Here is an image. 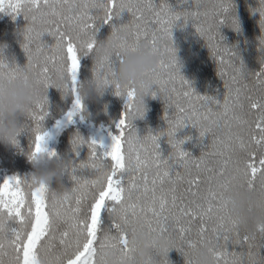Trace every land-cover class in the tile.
Returning <instances> with one entry per match:
<instances>
[{
    "label": "snow or ice",
    "instance_id": "obj_1",
    "mask_svg": "<svg viewBox=\"0 0 264 264\" xmlns=\"http://www.w3.org/2000/svg\"><path fill=\"white\" fill-rule=\"evenodd\" d=\"M190 10L174 11L161 0H0V12L23 15L28 21L21 45L27 66L47 88L53 77L64 81L73 102L56 129L84 119L78 94L80 57L95 49L99 25L120 18L127 11L128 38L119 48L146 41L160 55L157 68L148 74L156 91L166 97L174 109L165 119L166 133L140 137L128 120L136 100L133 86L122 88L111 70L122 59L107 66L95 65L92 72L116 96L124 97L125 108L115 122L117 134L109 132L111 143L95 139L71 140L78 156L87 145L88 158L73 164L69 176L73 187L62 197L49 195L44 184H35L28 176L12 175L0 182V264H96L98 248L118 246L129 251L127 223L143 217L150 231L171 234L180 243L177 251L208 244L214 264H264L259 250L264 235L241 232L225 213L221 192L236 180L252 189L264 190V63L249 73L236 52L222 41L220 28L228 25L239 31L233 0H193ZM262 35L258 49H264V0L256 8ZM183 20L191 22L207 42L222 79V100L197 94L181 77L172 59L173 27ZM115 28V24H112ZM48 34L55 43L45 44ZM19 66L0 59V77L14 75ZM49 116L48 98L29 112L32 141L28 159L39 154L57 156L48 148L52 133L44 128ZM198 126L201 138L210 137L206 151L196 158L177 139L176 131L186 125ZM168 136L172 154L162 157L159 139ZM18 146V140L14 141ZM88 169L91 176L78 175ZM107 210L110 230H102V214ZM264 234V228L260 229ZM229 243L233 250H229ZM239 250H236V248Z\"/></svg>",
    "mask_w": 264,
    "mask_h": 264
},
{
    "label": "trees",
    "instance_id": "obj_2",
    "mask_svg": "<svg viewBox=\"0 0 264 264\" xmlns=\"http://www.w3.org/2000/svg\"><path fill=\"white\" fill-rule=\"evenodd\" d=\"M166 2L174 11L190 10L194 7L193 0H166ZM154 3L159 6L161 0H154ZM233 3L240 29L234 31L230 26H222L220 28V34L224 38L222 42L236 52L240 60L243 61L247 72L255 73L261 68L258 38L262 35L259 26V13L251 11V9L258 6L257 0H233ZM130 18V14L125 11L120 18H114L108 24L99 25L96 39L98 41L105 39L111 32L112 24L127 23ZM27 24L28 21L22 14L13 19L11 15L0 12V59L5 60L10 66L23 67L27 63V56L21 46L24 43L23 32ZM172 36L177 55L181 61V73L195 92L222 100L225 88L222 79L217 74L216 62L212 58L204 39L196 32L192 23L189 22L185 25L181 20L173 27ZM42 40L49 46L55 43L54 38L48 34H45ZM113 59L116 58L113 57ZM93 67L92 53L81 56L78 80L91 79ZM47 95L49 116L43 123L44 128L52 133V139L48 141V148L55 150L58 156L71 159L73 164L88 158L87 145L80 147L78 156L72 150L71 140L76 133L82 135L85 140L95 139L102 141L105 145L111 143L109 132L117 134L115 122L121 118L125 108V99L116 96L112 87L106 89L102 96L84 102L89 112L87 117L82 112L83 120L76 116L73 118V123H69L59 130L55 127L56 121L61 120L70 109L73 97L71 95L62 96L60 90L51 87L48 89ZM145 101L147 109L145 117L134 122L135 129L140 137L149 132L152 134L163 132L168 127L165 119L166 111L169 116L174 111L159 96L155 98L146 97ZM21 119L27 123L28 130L17 137L19 145L0 143V182L12 175L28 176L33 171L28 159L32 141L30 132L32 123L28 118L22 117ZM176 136L177 139L190 138L185 140L182 148L196 158L207 150L210 143V137L201 138L196 128L190 125H186L182 130H179ZM167 141L168 137L166 135L161 136L159 139V151L162 157H167L172 151ZM77 174L88 177L92 175V172L84 169L79 170ZM62 183L68 189H71L74 184L68 174H65ZM53 187H56L55 183ZM111 227L112 219L105 210L102 214L101 229L110 230ZM228 248L230 251L233 250L230 243ZM236 250H239L238 246ZM259 254L264 257V247L259 250ZM169 259L172 264H185L182 253L176 249L169 252Z\"/></svg>",
    "mask_w": 264,
    "mask_h": 264
},
{
    "label": "clouds",
    "instance_id": "obj_3",
    "mask_svg": "<svg viewBox=\"0 0 264 264\" xmlns=\"http://www.w3.org/2000/svg\"><path fill=\"white\" fill-rule=\"evenodd\" d=\"M257 4H259V0H257ZM126 25L127 23L115 24V28L111 29L105 39L99 41L96 39L92 55L94 66L100 64L107 66L114 53L117 50L120 51L122 59L111 70L115 73V80L122 88L133 86L136 89L135 104L128 114L129 123L135 129L134 122L142 120L146 114L145 98H153L152 94L156 91L148 74L157 68L160 55L146 41L131 43L125 48H119L121 42L126 40L129 35ZM201 37L208 47L207 40L203 36ZM168 45L173 49L172 59L175 60L176 70L185 79L181 73V61L174 46L173 36ZM259 51V62L262 64L264 63V49H259ZM63 86L62 79L53 77L49 86L45 88L37 75L27 66V63L23 67L19 66L14 75L0 77V143L16 145L14 141L17 140V137L28 130L27 123L21 118H28L30 110L45 97L48 98L50 87L60 90L62 96L71 95ZM108 88L109 86H105L94 74L91 79L79 81L78 94L84 106L85 117L89 115V112L84 102L102 96ZM157 96L166 103L163 93L157 92ZM166 123L169 127L168 121ZM189 125L196 128L198 133L200 132L198 126ZM168 127L158 133H166ZM184 127L179 128L175 136ZM30 132L32 134V127ZM76 137L85 140L79 133H76L72 139ZM171 154L172 151L164 158H169ZM29 161L33 171L28 175V179L35 184L46 185L49 195L60 198L70 190L63 185L62 179L65 174L69 175L72 166L71 159L58 155L49 158L47 155L39 154ZM54 183L56 184L55 188L53 187ZM221 196L225 213L235 222L241 232L256 234L258 237L264 235L260 232V229L264 228V190H254L242 180H236L223 188ZM125 230L128 234L129 251L125 252L118 246L98 248L96 264H172L169 252L172 249L177 250L180 246L174 236L150 231L143 217L131 219ZM185 251L187 255L179 251L184 257L185 264H214L211 246L208 244L196 245Z\"/></svg>",
    "mask_w": 264,
    "mask_h": 264
}]
</instances>
